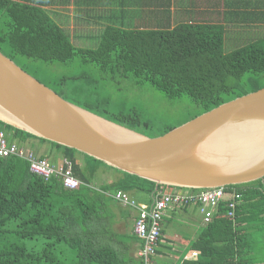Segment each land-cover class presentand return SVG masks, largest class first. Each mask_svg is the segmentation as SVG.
<instances>
[{
  "label": "trees",
  "instance_id": "16d2710c",
  "mask_svg": "<svg viewBox=\"0 0 264 264\" xmlns=\"http://www.w3.org/2000/svg\"><path fill=\"white\" fill-rule=\"evenodd\" d=\"M27 3L0 0V52L66 101L147 137L163 136L181 125L162 124L165 112L129 104L123 97L112 99L104 88L108 80L118 83L113 78L119 76L149 84L170 103L187 98L195 113L189 120L264 88V0H153L148 9L153 21L147 26L108 25L95 48L74 46L41 6ZM143 10L132 14L139 16ZM227 25L260 31L226 50ZM22 60L71 63L78 72L45 83ZM67 92L86 98L75 102L64 96ZM1 130L21 143L47 144L50 152L70 162L82 184L66 190L56 177L45 181L31 173L21 158H0V264H144L140 257L124 255L111 240L103 243L104 234L111 238L105 226L99 228L114 202L108 194L195 192L156 185L0 121ZM79 156L83 166L77 163ZM107 171L116 179L96 188L95 179ZM224 190L232 199L220 202L192 244L197 258L182 264H264V178ZM231 202L234 216L228 217Z\"/></svg>",
  "mask_w": 264,
  "mask_h": 264
},
{
  "label": "water",
  "instance_id": "95a60500",
  "mask_svg": "<svg viewBox=\"0 0 264 264\" xmlns=\"http://www.w3.org/2000/svg\"><path fill=\"white\" fill-rule=\"evenodd\" d=\"M0 121L156 185L206 190L264 178V88L151 138L66 101L0 52Z\"/></svg>",
  "mask_w": 264,
  "mask_h": 264
},
{
  "label": "crops",
  "instance_id": "0c3cea01",
  "mask_svg": "<svg viewBox=\"0 0 264 264\" xmlns=\"http://www.w3.org/2000/svg\"><path fill=\"white\" fill-rule=\"evenodd\" d=\"M28 1H30V3L27 4L41 6L46 14L65 30L70 37V41L71 39L78 42L84 40L88 41L87 44L94 43L96 46L104 31L103 28L108 25L120 22H136L143 23L144 26H147L149 22L153 21L151 14H148V9L152 5L153 0ZM137 4L144 6L140 8ZM138 9H144L141 15L137 16L136 14H132L138 11ZM215 11L216 10H213L212 12L215 13ZM209 12H211L210 9ZM209 16L211 17L212 15ZM91 23L94 24L91 25ZM94 25L98 26V30L91 31L94 29L91 28ZM6 136L10 142H16L25 148L32 149L36 155L48 156L47 158L54 165L59 166L63 161L62 157L56 155L54 152H50L47 144H41L37 141L21 143L10 138L7 133ZM77 163L83 166V158L79 156L77 158ZM115 179L114 173L107 171L104 175H100L95 179L96 188L105 184H110ZM174 191L177 192V190ZM129 194L136 202L143 205H148L153 196V194L141 192ZM136 214L137 212L135 209L114 201L109 210L103 213L106 219L99 226L100 229L105 226L108 232H110L109 236H111V238H109L107 234H104L103 243L111 240L113 247L117 248L119 251L122 250L124 255L132 258L138 257V251L142 246L133 231ZM167 219H171V222H168ZM206 225L196 205L176 207L175 209L167 210L163 220L161 241L152 264H182L184 261L195 260L197 256H192V253L198 251L192 248V244L199 240V236Z\"/></svg>",
  "mask_w": 264,
  "mask_h": 264
},
{
  "label": "built area",
  "instance_id": "2783aa9c",
  "mask_svg": "<svg viewBox=\"0 0 264 264\" xmlns=\"http://www.w3.org/2000/svg\"><path fill=\"white\" fill-rule=\"evenodd\" d=\"M17 157L29 164V171L47 181L56 177L61 181L64 189L76 190L82 184L73 176L71 164L66 159L62 163L54 165L47 159L36 155L31 149L25 148L16 142H10L6 133L0 131V158ZM108 196L114 201L135 209L137 214L134 219L133 231L141 242L138 257L144 264H152L158 249V242L162 236L163 220L166 211L176 207L196 205L203 216V221L208 224L214 217L220 202L232 199L233 195L226 193L224 187L192 191H169L157 190L148 205L139 204L128 193L116 191ZM228 217H233L234 204L229 203ZM196 256V253H192Z\"/></svg>",
  "mask_w": 264,
  "mask_h": 264
},
{
  "label": "rangeland",
  "instance_id": "374dc122",
  "mask_svg": "<svg viewBox=\"0 0 264 264\" xmlns=\"http://www.w3.org/2000/svg\"><path fill=\"white\" fill-rule=\"evenodd\" d=\"M215 16V17H213ZM212 19L216 18V15H213ZM94 23H91L93 25ZM97 25L92 26L91 31H96ZM263 28V27H262ZM105 29V28H103ZM264 29V28H263ZM101 30V29H100ZM99 30V31H100ZM88 31V30H87ZM260 31L259 28H246V27H236L233 25L226 26V50L235 48L239 45H242L255 37V32ZM90 32V31H89ZM71 43L74 46L81 48H92L96 45L87 44L88 41L78 42L71 39ZM23 61V60H22ZM20 64L31 74H35L37 78L42 80L45 83L52 82L58 79L61 76H72L78 72V68L71 63H55V64H43L40 62L35 63H26L20 62ZM118 83L108 80L106 84L105 91L109 92L110 97L115 99L116 97H123L129 104L137 103L140 106H143L146 109V106L149 110H155V113L165 112L163 115L162 124H170V126H179L190 121V116L194 115L193 109H190L188 104L190 103L189 99L183 98L182 100H177L170 103V100L166 98L162 93L157 91L149 84H139L132 78L124 79L119 76L113 78ZM109 85V87H107ZM51 87L58 92L61 88L56 85H51ZM109 88V91L108 89ZM113 88V89H111ZM112 92V93H111ZM64 96L69 100L77 102L79 99H85V96H82L78 93H64ZM106 96V95H102ZM96 183V182H95ZM168 222H171V219H167Z\"/></svg>",
  "mask_w": 264,
  "mask_h": 264
}]
</instances>
